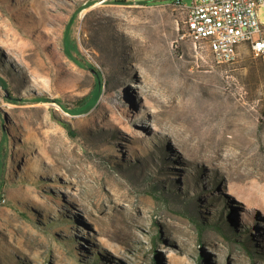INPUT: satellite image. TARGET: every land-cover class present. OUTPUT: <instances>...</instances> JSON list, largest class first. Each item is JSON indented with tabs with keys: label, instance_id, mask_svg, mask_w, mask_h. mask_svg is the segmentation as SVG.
Instances as JSON below:
<instances>
[{
	"label": "rangeland",
	"instance_id": "rangeland-1",
	"mask_svg": "<svg viewBox=\"0 0 264 264\" xmlns=\"http://www.w3.org/2000/svg\"><path fill=\"white\" fill-rule=\"evenodd\" d=\"M176 19L0 0V264H264V54L210 67Z\"/></svg>",
	"mask_w": 264,
	"mask_h": 264
},
{
	"label": "built area",
	"instance_id": "built-area-1",
	"mask_svg": "<svg viewBox=\"0 0 264 264\" xmlns=\"http://www.w3.org/2000/svg\"><path fill=\"white\" fill-rule=\"evenodd\" d=\"M142 4L143 0H99ZM181 25V37L190 41V51L199 58L207 52L210 67L229 65L237 46L248 43L256 54H264V19L259 8L264 0H170ZM196 65L198 62L196 61Z\"/></svg>",
	"mask_w": 264,
	"mask_h": 264
},
{
	"label": "trees",
	"instance_id": "trees-1",
	"mask_svg": "<svg viewBox=\"0 0 264 264\" xmlns=\"http://www.w3.org/2000/svg\"><path fill=\"white\" fill-rule=\"evenodd\" d=\"M155 1H158V0H143L144 3L146 4H150V3H154ZM119 3H123V2H119ZM64 50L66 51V53L71 56L76 62L80 63V58L78 57V49H77V46H76V43H75V39L69 37V36H66L65 35V43H64ZM93 70H94V73H95V77H96V85L98 87L97 91L100 89V80H101V73L100 71L92 66ZM91 98V96L89 94H86V95H83L81 97H79L77 99V105H76V108H80V107H83L85 106L89 99ZM56 102H58L62 107L66 108L62 103H61V100L60 99H55ZM75 108V109H76ZM68 111H71L72 112V109H66ZM60 124L66 129L67 133L71 136V137H74V133L72 131V128L70 126V124L68 123V121H65V120H60ZM7 137L4 135V142L2 144V150H1V159H2V162L4 163V165L7 167L8 163H9V155L7 154ZM5 183V179H4V175L2 174V171H0V190L1 188L3 187Z\"/></svg>",
	"mask_w": 264,
	"mask_h": 264
},
{
	"label": "bare ground",
	"instance_id": "bare-ground-1",
	"mask_svg": "<svg viewBox=\"0 0 264 264\" xmlns=\"http://www.w3.org/2000/svg\"><path fill=\"white\" fill-rule=\"evenodd\" d=\"M100 3H103V2H100ZM156 47H157L158 50H161V52L164 51V49H165V46L162 43H159V42H157Z\"/></svg>",
	"mask_w": 264,
	"mask_h": 264
}]
</instances>
